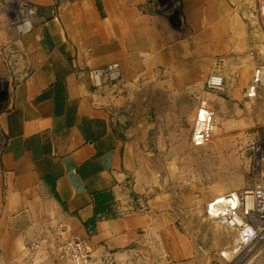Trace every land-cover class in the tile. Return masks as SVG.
Segmentation results:
<instances>
[{
	"label": "crops",
	"instance_id": "1",
	"mask_svg": "<svg viewBox=\"0 0 264 264\" xmlns=\"http://www.w3.org/2000/svg\"><path fill=\"white\" fill-rule=\"evenodd\" d=\"M26 1L42 23L22 34L0 0V264H63L73 232L115 264L231 261L219 252L234 236L209 220L207 206L239 189H227L225 175L188 177L173 158L152 162L148 154L159 152L132 148L111 106L117 91L130 99L165 85L195 97V120L217 73V132L235 114L256 117L264 131V87L246 93L264 61L257 0H181L172 16L157 0Z\"/></svg>",
	"mask_w": 264,
	"mask_h": 264
},
{
	"label": "rangeland",
	"instance_id": "2",
	"mask_svg": "<svg viewBox=\"0 0 264 264\" xmlns=\"http://www.w3.org/2000/svg\"><path fill=\"white\" fill-rule=\"evenodd\" d=\"M259 41L260 38L256 42ZM258 64L264 65V61H258L254 68ZM112 80L117 81L116 78ZM263 87L264 80L258 93ZM116 93V103L111 106L116 124L129 135L136 151L140 146L148 152H159L157 156L148 154L152 162L156 158L167 163L173 158L179 163L181 173L186 169L188 177L203 182L225 175L233 183L227 189H240L249 183L258 146L264 141V131H259L261 122L256 117L252 121L251 116L244 118L235 114V121L228 128L221 125L213 141L205 148H198L191 143L193 107L197 103L192 94L173 93L165 85L131 92L130 99L122 91ZM219 98L220 94L216 110L220 120ZM0 103L1 106L7 103L1 94ZM262 109L264 114V106ZM218 148L227 154H218ZM221 235L220 243L227 239V235ZM227 264H264V243H259L253 252L240 251L237 259Z\"/></svg>",
	"mask_w": 264,
	"mask_h": 264
},
{
	"label": "built area",
	"instance_id": "3",
	"mask_svg": "<svg viewBox=\"0 0 264 264\" xmlns=\"http://www.w3.org/2000/svg\"><path fill=\"white\" fill-rule=\"evenodd\" d=\"M160 8L174 15L178 11L181 0H157ZM1 5L9 23L22 34L31 31L42 23L37 4L26 0H2ZM257 11L261 19L264 32V1L257 0ZM92 78L97 80L98 71L91 72ZM110 77V78H109ZM107 79H115L107 75ZM264 80V65L258 64L254 68L252 82L247 89V96L257 94ZM12 86L5 88L8 94ZM224 88V77L212 74L204 92L199 97L197 113L193 124L191 143L198 148L209 145L217 133V104L219 91ZM252 177L245 187L228 192L214 198L207 206V216L212 223L228 228L234 236L240 251L253 252L259 243H264V145H259ZM67 233L68 228L62 227ZM63 264H115L105 256L94 254L86 245L79 232L71 233L61 247Z\"/></svg>",
	"mask_w": 264,
	"mask_h": 264
},
{
	"label": "bare ground",
	"instance_id": "4",
	"mask_svg": "<svg viewBox=\"0 0 264 264\" xmlns=\"http://www.w3.org/2000/svg\"><path fill=\"white\" fill-rule=\"evenodd\" d=\"M226 184H230V182L227 181ZM230 192H233V191H230ZM239 252H240L239 246L235 242V240L233 241V243L226 246L225 248H222L220 251L221 257L226 258L227 260L237 258V255Z\"/></svg>",
	"mask_w": 264,
	"mask_h": 264
},
{
	"label": "water",
	"instance_id": "5",
	"mask_svg": "<svg viewBox=\"0 0 264 264\" xmlns=\"http://www.w3.org/2000/svg\"><path fill=\"white\" fill-rule=\"evenodd\" d=\"M256 33L254 31L250 32V41L251 42H256L258 40V38H256Z\"/></svg>",
	"mask_w": 264,
	"mask_h": 264
}]
</instances>
